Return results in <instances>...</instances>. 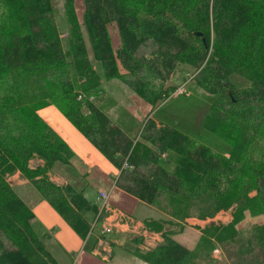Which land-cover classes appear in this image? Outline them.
I'll return each instance as SVG.
<instances>
[{"label": "trees", "instance_id": "16d2710c", "mask_svg": "<svg viewBox=\"0 0 264 264\" xmlns=\"http://www.w3.org/2000/svg\"><path fill=\"white\" fill-rule=\"evenodd\" d=\"M62 1L65 39L53 0H0V264H58L45 246L51 236L37 233L35 216L9 176L27 180L82 240L106 216L82 190L48 177L56 164L70 166L74 157L43 118L48 106L119 172L120 191L164 213L165 219L143 222L162 242L135 249L142 262L195 264L204 236L189 249L167 226L182 230L189 218L212 219L236 205L227 227H206L207 237L222 245L237 236L234 226L245 217L264 216V0ZM147 46L150 54L137 57ZM179 66L191 69L196 84L215 96L202 126L228 146L226 152H215L156 113L132 139L88 99L99 94L103 80H117L158 112L181 86L167 83ZM232 76L248 87L237 89ZM33 159L42 165L31 168ZM256 229L258 255L248 245L232 254L234 264H264V224Z\"/></svg>", "mask_w": 264, "mask_h": 264}, {"label": "rangeland", "instance_id": "374dc122", "mask_svg": "<svg viewBox=\"0 0 264 264\" xmlns=\"http://www.w3.org/2000/svg\"><path fill=\"white\" fill-rule=\"evenodd\" d=\"M53 7L59 33L61 34V37L65 39L68 33V26L65 22L63 14V1L53 0ZM82 10L81 3H77L76 13L79 22H81ZM110 32L113 43L117 45L118 37L115 30L112 29ZM84 38L87 43L85 34ZM151 51L150 46L141 48L137 57H140L141 54L144 53L147 56ZM194 78L195 74L192 73V70L188 67H177L174 72L173 83H167L169 85H181L180 90L173 93L171 98L159 107L158 112H156L157 109L154 110L150 104L137 97L130 88L117 80H103L101 90L98 95H94L93 102L110 119H112V121L120 124L132 139H136L140 136L144 127L148 125V121L156 119L154 117V114L156 113L155 116H158L162 122L174 126L176 129L188 134L199 143L210 146L215 152H226L229 149L228 146L218 138L205 131L202 126L203 120L210 111V107L215 96L208 94L206 91L201 89L196 84ZM230 83L237 89H244L248 87V83L238 76H232L230 78ZM42 111V114L50 115L53 119L56 117H52V114H56L59 121H56V119L55 121L58 125L60 124L61 126V123H65L63 116L53 106H48L45 109H42ZM57 124L53 123V125L58 129L59 127ZM61 128H63V126ZM58 130L62 129L59 128ZM73 153L74 157L71 160L70 166L56 164L53 169H51L48 174L50 180L53 179L52 182L59 183V185L70 183L77 190L83 189L85 198L92 204L94 203L97 205H99L96 200L98 191H100V189H104L110 192L111 189L112 194L111 198H109L110 208L112 205L117 207L124 215L133 220V224L120 226L117 224L114 217L109 219L102 217L101 222L97 224L93 231L94 235H97L99 232L102 234V227L107 225L112 227V232L101 235L100 237L102 238L113 240L115 238L114 233H129L134 237H140L143 235L142 229L145 228L144 224L142 226L143 221L166 218L164 213L159 211L157 207L147 206L126 195L117 187H113L112 179L108 175H100L99 171L96 169L97 167L86 166L84 163L85 158L82 159L84 155H81V157L76 151H73ZM165 156L166 155L162 156V159H165ZM31 161V168H35L38 164H40V160L33 159ZM12 176H9L8 178ZM18 178L23 183V186H21L22 184H18L20 186L19 191L21 190V195H24L25 198L29 197L30 200H34L35 194L38 199L42 200L41 196L27 180H25L21 175H19ZM11 181V184H15L14 182H17L18 179L13 178ZM24 181H26V184ZM252 195H254V193ZM164 203L165 202H163V204ZM235 207L236 205L227 211L217 213L214 218L204 221L197 218H189L183 222L182 230L181 225L177 227L167 226L165 228L173 231L174 233L177 232L175 235L176 241L189 249H193L195 245L198 244L201 235L204 236V240H201L199 244L200 252L194 259L195 264H234V256H232V254L234 255L236 250H244V248L248 245L254 248L253 256L258 255L255 250V239L257 234L256 228L259 225L264 224V216L245 217L244 220L234 226L237 231V236L234 239H229L222 245L216 243L214 239L208 238L205 232L206 227L209 224H213L218 227H227V225H229L233 220L232 214L235 211ZM128 213L132 216H129ZM59 220L62 221L61 223H63V225L60 224ZM66 225L67 224L61 220V218H59L52 208L45 202L43 206H39L37 208L34 219V228L40 235L44 233H50L53 235L51 240L45 242L47 250L54 255L59 264H81L82 257L80 260H78L79 258H76L78 256V252L71 255V257L62 259V255L64 253L63 247L65 246L63 239H67L66 234L71 230ZM144 236L146 237V243H144L142 248L154 247L156 245L157 241L154 240V238L157 236H154V234H145ZM95 241L96 240L91 238L89 242L86 243V246L84 247L85 253L89 251L90 246H92ZM121 246L129 248V245L126 244L124 240H122ZM114 258L116 262L115 264L141 263L139 259L133 258V256L127 251L118 247L114 249ZM96 261V259L91 258L88 254L83 257V263L98 264Z\"/></svg>", "mask_w": 264, "mask_h": 264}, {"label": "crops", "instance_id": "0c3cea01", "mask_svg": "<svg viewBox=\"0 0 264 264\" xmlns=\"http://www.w3.org/2000/svg\"><path fill=\"white\" fill-rule=\"evenodd\" d=\"M42 116H43L44 119H46V121L51 126L53 125V123L57 124L56 121H59V119L57 118L58 116L56 114H52V117H56L54 119L51 118L50 115L42 114ZM55 119H56V121H55ZM65 123H66V125H65ZM65 123H61V126H60V124L59 125L57 124V126L60 129H62L65 134L62 132V130H58L59 128L57 129L56 126L53 125L52 127H54L56 129V131L62 136V138L68 143V145L70 146L72 151L78 152L80 156L84 155L83 157L82 156L81 157H82V159L85 158V160H84L85 162L84 163L86 164V166L97 167L96 169L99 171L100 175L101 174L108 175L112 179V182H114V180L117 178L119 172L90 143H88L66 120H65ZM62 126H63V128H61ZM87 144H89V145H87ZM31 162L32 161H30V163ZM40 164L42 165L41 161H40ZM40 164H38V165H40ZM19 175H20L19 173L14 174L12 177L8 178V182L10 183L11 187L16 192V194L24 201V203L29 207V209L33 212V214L35 216L37 208L39 206H43L44 202L48 206H50V205L46 201H44L43 199L42 200L38 199L37 195H35V194H34V196H35L34 200H30L29 197L25 198L24 195H21L20 194L21 190L19 191V187L20 186L18 184H22L21 186H23V183H22V181L19 180V178H20V177L18 178ZM13 178H17L18 179L17 182H14L15 184H11V182H12L11 179H13ZM24 182L26 184V181H24ZM55 184L59 185V183H55ZM59 186H61V185H59ZM81 190L84 191L83 189H81ZM101 190H104V189H100V191ZM111 194L112 193H110V198H111ZM111 209H115L117 211H120V209H118L117 207H112L111 206ZM52 210L54 211L53 208H52ZM128 214H129V216H132L130 213H128ZM109 215H110L109 213L106 214L105 219ZM58 217L61 218L59 215H58ZM61 220H63V219L61 218ZM61 222L62 221H60V224L63 225V223H61ZM143 222H142V226H143ZM66 226L68 228H70V226L68 224ZM91 226H92V228H94L92 224H91ZM184 226H185V224H184ZM142 230H143V235H141L140 237L143 239V242H142V244H139V245H136L135 242L133 241V239H135V238L137 239V237H134L133 235H130L129 233H124V234L123 233L122 234L114 233L115 234V238L113 240H108V239L100 237L101 235H104V234H100V232L97 235H94L93 234L94 230H93V231L90 232L89 240L91 238H93L96 241L93 243L92 246H90L89 251L87 253H85L84 252L85 251L84 247L86 246V243L89 242V240H82L71 229L69 231L70 233L68 232L66 234L67 235V239H63V241L65 243V246L63 245L64 246L63 247V252L64 253L62 255V259L67 258V257H71V255H73L74 253L78 252V256L76 258H79L78 260H80V258L82 257L81 264H87V263H83V257L86 254H88L91 258L96 259L97 260L96 262H98V264H115L116 262H115V258H114V249L116 247L127 251L130 255L133 256V258H136L132 254L135 249L139 248V249H141L143 251H147L149 249H152V248L156 247L159 243L162 242V237H161L160 234L153 233V232H148L145 228H143ZM145 234H147V235L154 234V236H157V237L154 238V240L157 241L156 245L154 247H148V248L143 247L144 249L142 248L144 243H146L145 242L146 241V237L144 236ZM49 235L51 236L50 238L52 239L53 235L50 234V233H49ZM122 240H124V242L129 245V248L128 247L125 248V247L121 246ZM52 256L54 257L53 254H52ZM54 259L57 261V259L55 257H54ZM137 259H135V260H137ZM112 261H113V263H112ZM57 263L59 264L58 261H57ZM134 264H136V263H134ZM138 264H146V263L141 261V263H138Z\"/></svg>", "mask_w": 264, "mask_h": 264}, {"label": "built area", "instance_id": "2783aa9c", "mask_svg": "<svg viewBox=\"0 0 264 264\" xmlns=\"http://www.w3.org/2000/svg\"><path fill=\"white\" fill-rule=\"evenodd\" d=\"M179 90H180V87H178L176 89V91H179ZM82 98H83V96H81V95L78 97L79 100H81ZM88 99H89V101H92L94 98L93 97H89ZM112 186L116 187L115 180H114ZM111 191L112 190L110 189V192L106 191V190H101V191L98 192L96 200L99 203V213L101 211H105L106 214L109 213L110 215L108 217H106V219L114 217L115 220L117 221V224L120 225V226L121 225H126L127 226L129 224H133V220L128 218V216L124 215L121 211H117L115 209H111L110 208L109 198H110ZM98 217H99V215H98ZM98 217H97V219H98ZM97 219H96V221H97ZM119 220H120L121 223L119 222ZM96 221L94 222L93 227L95 226ZM134 224H136V223H134ZM101 232H102V234L111 233L112 232V227L111 226H107V225L103 226Z\"/></svg>", "mask_w": 264, "mask_h": 264}, {"label": "water", "instance_id": "95a60500", "mask_svg": "<svg viewBox=\"0 0 264 264\" xmlns=\"http://www.w3.org/2000/svg\"><path fill=\"white\" fill-rule=\"evenodd\" d=\"M203 42H204V40H203Z\"/></svg>", "mask_w": 264, "mask_h": 264}]
</instances>
